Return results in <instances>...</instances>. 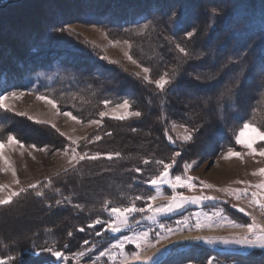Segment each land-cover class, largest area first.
<instances>
[{"label":"trees","instance_id":"16d2710c","mask_svg":"<svg viewBox=\"0 0 264 264\" xmlns=\"http://www.w3.org/2000/svg\"><path fill=\"white\" fill-rule=\"evenodd\" d=\"M84 1L86 8L74 13L77 17L91 14V19H86L90 23L113 29L149 24L148 28L153 31L146 34L147 39L144 37L139 42L145 41V50L153 54L157 68L164 64L163 67L169 68V73L175 76L164 91L158 90L97 55L86 54L77 46H65L66 43L58 40L50 30L38 39L32 38L27 53H20L18 57L10 54V60L18 58L17 66H5L2 94L30 89L46 81L48 88L38 92L53 90L57 95L73 94L78 101L63 107L71 109L74 114L91 117L96 107L93 108L89 102L110 100L114 103L123 99H128L133 108L142 113L141 117L126 120L104 117L89 140L78 146L89 156L101 153L100 158L80 161L75 170L71 168L52 180L51 186H46V180L42 181L40 188L28 189L29 195L24 198L22 194L18 196L15 204L0 206V216L15 212L21 214L18 217L22 222L20 232L0 224V256L16 257L14 264L51 262L50 254H36L40 247L60 249L67 245V250H77L85 240L99 241L104 236L96 235L101 231V225L95 228H87L86 225L97 218L107 219L108 212L102 208L104 201H111V206H127L136 196L153 194L154 189L146 181L157 175L161 167L154 162L145 165L143 159L168 161L170 153L180 149L179 144L168 139L169 135L173 137L169 121L202 125V129L210 127L215 152L235 146L239 129L245 122L255 123L264 131V0H218L205 5L199 0ZM194 4L197 7L195 11ZM58 18L61 24L66 22L65 16L59 15ZM193 28L196 34L184 41L189 55L183 58L173 48L172 39H182ZM255 71L258 73L256 77ZM229 73L233 77L226 88L225 75L227 77ZM71 74H75L73 79L69 78ZM183 86L195 92L188 93L182 89ZM3 114L0 112V118L4 117L0 124L6 129L2 134L16 131L18 120L10 116L6 118ZM50 131L58 140L66 142L53 129ZM97 133L101 137L99 141L93 138ZM116 152L121 154L119 158L108 159L103 155ZM137 167L142 171L136 172ZM36 191H43L44 197L36 196ZM66 197L71 203L55 204L56 200ZM77 204L83 208H76ZM30 212L31 215L26 214ZM10 220L12 224L15 219ZM81 226H85V231H78ZM69 231L73 232L71 237L67 235ZM11 233L15 237H10ZM33 245L37 247L33 248ZM182 246L187 250L177 255L171 252L160 264H181L198 258L190 255L193 248L213 253L204 245ZM221 255L247 261L264 260L262 250H252L245 255Z\"/></svg>","mask_w":264,"mask_h":264},{"label":"rangeland","instance_id":"374dc122","mask_svg":"<svg viewBox=\"0 0 264 264\" xmlns=\"http://www.w3.org/2000/svg\"><path fill=\"white\" fill-rule=\"evenodd\" d=\"M10 1L11 0H8L3 4L0 3V95H2L1 91H3L1 80L5 77V66H7V64H11L10 66L16 67V60L18 58L15 59V57H18L20 53H27V51H29V48H31L32 38L35 39V37H37L38 39L46 31L48 32L49 30L54 33L55 37L58 40H63L66 43L65 46H77L79 48H82L83 52H85L86 54L90 53L92 55L94 54L95 56L97 55L99 59H103V61L107 62L110 65L112 64L113 66L118 67L124 72H128L133 75H135L136 72H140L141 79H143L144 73L140 65L149 67L152 70L150 75L153 80L158 79L159 76L165 72L169 73V68H167L166 66L163 67L164 64L162 65L163 68L156 67L153 60V54L147 53L145 50L147 48L145 45V41L142 40V42H139L140 39L144 38L153 31L152 28L144 29V25H141L127 29H113L108 28L105 25L90 23L86 19H91V14L77 17L75 16L77 13H74L77 11H83L84 8H86L84 7V0ZM214 1L217 2L218 0H199V2L204 5ZM76 3H79V5H76ZM193 6L194 11L197 10L195 4ZM52 12L54 13L52 14ZM59 15H62V17L65 16V23H60V18H58ZM56 22L59 23L56 24ZM61 27L69 29V31H65L63 33L56 31L57 28ZM145 39H147V37H145ZM187 39L188 38L186 37V35H184L182 39L173 37V48L179 52L176 45L179 44L184 47V41ZM10 54H15V57L11 60L9 59ZM179 54L183 58L187 57L183 53L179 52ZM129 55H131L133 59L137 61V63H133L132 60H129ZM105 57H107V59H104ZM112 61H116L117 63H112ZM229 74L227 77L225 75V81L228 82L226 83V88L229 87V80L231 77H233L231 73ZM257 74L258 73H256L255 71L254 76L256 77ZM74 75L75 74H71L69 78L73 79ZM169 76L172 77V74L169 73ZM225 81L223 83H225ZM39 84L42 85L39 86ZM151 85L156 87L154 84ZM45 88H48L46 81H44V84L37 83L30 89L15 90V92H23L24 95L22 97L10 99L8 101L11 109L13 110L0 109L1 113H5L6 118L10 116L11 119H16L19 122L18 124L16 123V131L8 132L5 135L2 134V131L6 129V126L0 124V141H3L7 144L8 135L13 134L24 145L23 148H21L19 145H10L4 151V155H6L11 162V167L6 165L3 160H0V184L7 186L3 189V191H0V198H6L11 191H19V189L21 188H28L30 184H34L37 181L41 183L48 178L55 180V178L59 174L65 172L64 170L66 168L71 169L72 164H75L76 162L75 160H72L73 152L69 151L67 155L64 154L63 149L68 147L70 144V141L67 138L72 137L73 141H75V144H73L72 147L75 148V152L77 154L82 155L86 151L78 149V146L88 141L90 134L95 132L100 127V124L104 117L101 118L99 116V113L102 111L108 112L109 115L105 117L114 118L111 115L112 110L116 107V105L122 103L124 100L123 99L120 102L114 103L113 101L109 100L111 103L107 107H105L103 101L95 100L93 102H89L92 103L93 108L96 107L95 113L93 115H90L91 117H89L82 113V115L74 114L71 109H64L63 106L69 107L77 100L73 97V94H67L66 96L64 94L57 95L53 90L49 91L48 93L38 92L39 89L43 90ZM182 89L184 91H188V93L195 92L185 86H183ZM13 91L14 90L9 92ZM40 95H46L49 98L55 99L59 107V114L57 113V110L46 101L37 99V97ZM65 98L67 99L64 100ZM81 103L84 102L81 101ZM85 103L88 104V102ZM129 103L132 104L130 101ZM130 111L139 110L134 109L131 105ZM21 112L27 113L28 115H19V113ZM65 112H71L73 115L77 116L79 118V122L71 119V117L69 116H65L63 114ZM117 112H123V109H118ZM5 115L3 114V116ZM28 117H36L38 120L51 121V124H55L56 127L53 128L51 124H39V126H34V124L38 123L34 122ZM3 119L4 117L0 118V121H2ZM92 120H99L100 122L98 124L89 123V121ZM173 122L177 125L175 130H173L172 128ZM27 123L32 125L29 126ZM180 125H187L189 128L195 126L180 121H169V130L173 135V139L177 144L180 145V149L174 152L181 153V155L176 158V164L173 166L171 173L173 175H190L192 177H197L199 178V180L212 184L215 187L211 189H201L198 186L196 189L191 190L186 188H178L177 191L182 192L187 196H199L203 193L205 195L217 197L218 199L205 200L201 203H187L184 205V207L176 209L173 212L156 215L155 220L148 218L151 213H135L129 219V226L126 228H122L121 231L117 233L106 231V225H101L100 233L104 235L102 239H100L99 241H89L88 245H82V249L79 248L77 250H67L66 248L68 247H62L59 249L53 246L54 249H57L68 255L69 261L60 260L59 258L50 255L52 259L51 262H42L39 264H93V262H95V264H113V262L108 257H100L99 253L105 248L110 247L112 244H115L118 239H123V237L126 235L130 236L133 233H140L151 229L149 236V239L151 240L155 237L157 232H163V229L159 228V224L162 223L167 227L176 228L179 226L177 222L183 221L185 218H189V224H191L194 222L195 214L198 212L212 215L215 210L223 208L224 213L230 219L235 220L237 223H250L251 218L244 212H240L238 208H234L232 206L233 204L244 207L246 211L252 212V214L256 217L258 223H264V213L261 212L259 206H250L249 200L247 198H241L240 200H237L234 196H231L228 193L219 190L223 188H243L245 187V185L237 183L241 180L249 181L251 184H257L264 181V175L259 174V169L264 168V156H260L258 154L255 156L247 155V149L237 143L235 146L227 147L220 152H215L216 148L214 146V139L212 136L213 132L211 131L210 127L202 129V125H198L203 130L202 133L200 130L195 134L192 141L184 142L179 138L184 133V129L180 127ZM48 127L53 129V131L59 136L61 135V133H63L64 135H61V137H63L66 142L63 143L62 141L58 140L55 134H53L52 131H50L51 129ZM57 129H59V131H57ZM261 131L263 130L261 129ZM96 135L99 136V133H97ZM237 136H241V139L245 141H251L255 139L256 143L254 144V146L256 147L261 145L262 142L258 139L257 133L254 132L251 127L245 129L243 125L239 129ZM33 144H35L37 147L31 148L30 146ZM45 146H47V149L41 150L44 149ZM191 146L194 147L192 148V151H189L191 150ZM229 148L235 149V151L241 153H245L243 159L238 157L225 159L224 156L228 152ZM174 152L170 153V159ZM192 161H196L198 166L194 165L187 171V173H185L183 168L184 163H191ZM12 167H14L16 170L15 176L12 173ZM5 168H7L6 171L4 170ZM17 180L19 181V183L16 182ZM193 182L198 183V181ZM150 186L153 188L152 185ZM162 191L163 195L154 202V206H163L169 203V198L173 195L171 188L168 185H163ZM25 193H22L23 198L30 194V192H27L26 194ZM154 194L155 189L154 193L151 195ZM16 198L17 197L13 198V202L10 205L15 204L16 200H18ZM144 198L145 199L137 200V207L146 206L147 197ZM26 214L31 215V212ZM18 217H21V214H17L16 212L6 213L5 216H0V224L2 223V225L8 226L10 229L15 228L16 230H18V232H20L22 222ZM11 218L15 219L13 220L14 222L12 224L10 222ZM110 218L111 217L108 213V217L105 220H108ZM25 229L26 228L23 227V230ZM242 231V229L222 227L203 229L200 231L185 230L182 232H178L175 235H171L168 240L161 241V243L155 248H148L144 252V255L146 256H153L152 261H131L130 264H151L156 259V257L163 252L168 242L173 237L183 233L190 232L193 234L192 236L230 237L233 233ZM7 234L8 233L5 232V235ZM9 235H11L10 237H15L13 233ZM93 243L96 244L97 247L88 252V254L80 261L72 259L73 254L79 251H83L85 248H90ZM215 245L220 248L242 247L238 245H223L219 243ZM135 250L136 246L134 244H127L125 247V251L129 253ZM182 250L187 249H185V247H183L181 244L177 246V249L175 247L172 252H175V254L177 255ZM191 250L192 253L190 252V255H197L198 258L196 257L194 259L185 260L181 264H189L190 261L192 262V264H206V261L209 257H215V264H264V260L247 261L246 259L237 257H226L224 255H221L226 253H217L213 250V253L205 251L202 252L194 248Z\"/></svg>","mask_w":264,"mask_h":264},{"label":"snow or ice","instance_id":"6c2138e0","mask_svg":"<svg viewBox=\"0 0 264 264\" xmlns=\"http://www.w3.org/2000/svg\"><path fill=\"white\" fill-rule=\"evenodd\" d=\"M215 11V9H213ZM175 15V14H173ZM149 27L148 24H145L143 26L144 29H147ZM56 31L58 32H65L69 31V29L66 28H57ZM196 34V29L193 28L190 31H187L185 33L187 38H192ZM177 49L180 53H183L185 56L189 55L187 49L185 47H182L181 45H176ZM104 59H107L105 57ZM129 60H132L133 63H137L136 60L133 59L131 55L128 56ZM112 63H117L116 61H112ZM142 68V71L144 73L143 79L150 84H154L156 88H158L161 91H164L168 85L172 83V79L174 78L175 74H173L172 77L169 76L168 72L163 73L159 76L158 79L153 80L151 78V69L149 67H145L143 65H140ZM135 75L137 77L141 76L140 72H136ZM198 79V77H197ZM229 92H231V89H229ZM24 95L23 92H7L5 94L0 95V109L4 110H13L11 109L10 104L8 101L10 99H15L18 97H22ZM37 99L46 101L48 104H50L53 108L57 110V113L59 114V107L57 105V102L55 99L49 98L46 95H40L37 97ZM111 102L108 100L103 101V104L105 107H107ZM118 109H123V112H117ZM131 104L129 103L128 99H124L122 103L116 105V107L112 110L111 115L115 119L119 120H126L129 117H141L142 113L140 111H130ZM65 116L71 117V119L76 120L79 122V118L75 115H73L71 112H65L63 113ZM19 115L27 116V113L21 112ZM108 112H100L99 116L101 118L108 116ZM29 119H32L34 122L38 124H51V121H45V120H38L36 117H28ZM99 120H92L89 121V123L98 124ZM53 128L56 127L55 124H51ZM177 125L173 122L172 128L175 130ZM184 129V133L179 137L184 142H190L194 139V136L196 133L200 131V126H193L189 128L187 125H180ZM245 129L251 127L254 132L257 133V137L260 141H264V131H261L260 128L255 126V123L245 122L243 125ZM59 131V129H57ZM135 131V129H133ZM61 135H64L61 133ZM70 141V144L68 147L63 149L64 154H68L69 151L73 152L72 160H75V164H72V170H75L76 164H79L80 161L83 160H96L101 157V153L97 152L94 155L89 156L87 152L81 154H77L75 152V148L72 147L73 144H75V141H73L72 137L67 138ZM101 139L100 136H95L94 140L99 141ZM168 139L171 143L175 144L176 141L173 139L171 135L168 136ZM92 142V141H89ZM236 143L242 145L245 149H247V155L255 156L260 155L264 156V144L259 145L258 147L254 146L256 143L255 139L251 141H245L241 139V136H237ZM10 145H19L21 148L24 147L23 143L16 138L15 135L9 134L7 137V144L3 141H0V160H3L6 165L11 167V162L9 161L8 157L4 155L5 149ZM31 148H36L37 146L35 144L30 146ZM47 146L44 147L46 150ZM59 151V150H58ZM107 156L108 159H112L113 157L119 158L121 154L119 152L116 153H105L103 154ZM181 155L180 152H174L172 154V157L169 161H165L163 159L151 161L148 158L143 159V163L145 165L149 163H155L161 167V170L158 175L155 177L149 179L146 181V183H149L153 186L155 189V194L150 195L146 198V206L145 207H137L135 201L136 200H142L145 199L144 197L137 196L133 201H131L130 204L127 206H111V201H104L102 203V208L107 211L110 215V219L108 220H102L100 218H97L93 220L91 223L87 224V228H95L96 225H106V231H110L113 233L120 232L122 228H126L129 226V219L130 217L135 213H151V215L148 216L149 219L155 220L156 215L173 212L176 209L184 207L187 203H201L205 200H215L218 199L214 196H209L205 194H201L199 196H187L184 195L182 192H178V188H186V189H196L198 186L201 189H211L215 187L212 184L206 183L204 181L199 180L197 177H192L190 175H173L171 173V170L173 169V166L176 164V158ZM245 153H241L238 151H235V149L229 148L228 152L225 154L224 158L229 159L232 157H238L243 159ZM71 163V161H70ZM194 165H197L196 161H192L191 163L185 162L183 165L184 172L187 173L189 169H191ZM198 166V165H197ZM5 171L7 168L4 169ZM69 169H65V173L68 172ZM136 172H141L142 169L137 167L135 169ZM12 173L15 176L16 170L14 167H12ZM256 174V173H253ZM259 174L264 175V168L259 169ZM193 181H198V183H194ZM19 183V181H16ZM237 183L245 185L243 188H223L219 189L220 191H224L228 193L231 196H234L237 200H240L241 198H247L249 200L250 206H259L262 213H264V181L257 183V184H251L249 181H238ZM46 186H51L52 179L48 178L45 182ZM168 185L173 195L169 198V203L163 206H154V202L163 195L162 186ZM7 187L6 185L0 184V191H3V189ZM40 182L37 181L34 184H30L28 188H21L19 191H11L7 195L6 198H0V206L9 205L13 202L14 197L20 196L22 193H25L28 191V189H38L40 188ZM59 191V190H57ZM43 191H36V196L38 197H44ZM71 203V200L67 197L64 198V200H56L55 204L57 206H60L64 202ZM234 208H238L240 212H244L247 216L251 218L250 223H237L235 220L230 219L225 213L224 209L220 208L218 210H215L212 215H208L207 213H201L198 212L195 214V220L193 223L189 224V218H185L183 221H178L177 224L179 225L176 228L167 227L164 224H159V228L163 229V232H157L155 237L153 239H149L151 229L148 231L140 232V233H133L130 236H124L123 239H118L115 244H112L110 247L105 248L103 251L99 253L100 257H108L113 264H130L131 261H152L153 256L151 255H144V252L148 248H155L157 245L161 243L163 240H168L171 235H175L178 232L182 231H200L203 229H212V228H222V227H232L237 229H242V232H236L233 233L230 237H223V236H196L191 237V239L194 240H203L204 242L208 244H223V245H238L245 248H259L264 249V223H258L256 217L252 214V212L246 211L244 207H240L237 204L232 205ZM51 207V205H49ZM76 208L82 209L83 205L77 204L75 205ZM203 217V218H201ZM78 231L83 232L85 231V226H81L78 228ZM102 233L97 232L96 235H101ZM69 237L73 235V232L69 231L67 233ZM55 243V242H53ZM84 245H88L89 241L85 240L83 241ZM178 243V242H177ZM47 245V241L45 242ZM127 244H134L136 246L135 251L126 252L125 247ZM36 245H33V248H36ZM67 247V245H65ZM96 244H92L90 248H85L83 251L76 252L73 254L72 259H75L77 261H80L83 257H85L88 252H90L93 248H96ZM165 250H167L165 248ZM48 253L52 256H55L59 258L60 260L69 261V256L65 253L54 249L52 246H45L40 247L39 252L36 253L37 255L42 253ZM16 260V257L13 256H7L6 258L4 256H0V264H14V261ZM95 264V262H93ZM189 264H192L190 261ZM206 264H215V257H209L206 261Z\"/></svg>","mask_w":264,"mask_h":264},{"label":"water","instance_id":"95a60500","mask_svg":"<svg viewBox=\"0 0 264 264\" xmlns=\"http://www.w3.org/2000/svg\"><path fill=\"white\" fill-rule=\"evenodd\" d=\"M191 237H196V236L173 237L169 241L167 246H166L167 250L164 249L163 252L160 253L151 264H160V263H162L169 256V254L172 252V250L175 247H177V246H179L181 244L205 245V246H208L211 250H213L214 252H217V253L238 254V255H245V254L249 253L252 250L259 249V248H245V247H241V248H220L217 245L208 244V243L204 242L203 240L191 239ZM259 250L264 251V249H259Z\"/></svg>","mask_w":264,"mask_h":264},{"label":"bare ground","instance_id":"6f19581e","mask_svg":"<svg viewBox=\"0 0 264 264\" xmlns=\"http://www.w3.org/2000/svg\"><path fill=\"white\" fill-rule=\"evenodd\" d=\"M16 4V3H15ZM23 5V4H22ZM10 6V5H9ZM21 6V5H20ZM17 8V7H16ZM1 10V9H0ZM6 11V10H5ZM24 11V10H23ZM11 14V13H10ZM20 19V18H19ZM5 20V19H4ZM193 234L188 232V233H183V234H180V235H177L175 237H185V236H192ZM169 243V242H168Z\"/></svg>","mask_w":264,"mask_h":264},{"label":"flooded vegetation","instance_id":"af4514ba","mask_svg":"<svg viewBox=\"0 0 264 264\" xmlns=\"http://www.w3.org/2000/svg\"><path fill=\"white\" fill-rule=\"evenodd\" d=\"M8 0H0V3L3 4L4 2H7Z\"/></svg>","mask_w":264,"mask_h":264}]
</instances>
